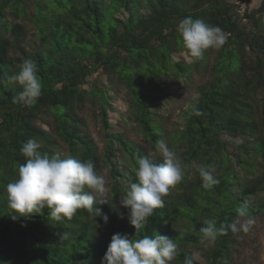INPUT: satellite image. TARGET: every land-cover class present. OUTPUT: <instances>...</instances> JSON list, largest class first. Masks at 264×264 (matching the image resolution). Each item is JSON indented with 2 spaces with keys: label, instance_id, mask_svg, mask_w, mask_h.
<instances>
[{
  "label": "trees",
  "instance_id": "trees-1",
  "mask_svg": "<svg viewBox=\"0 0 264 264\" xmlns=\"http://www.w3.org/2000/svg\"><path fill=\"white\" fill-rule=\"evenodd\" d=\"M250 1L0 0V264H101L114 234H137L120 197L126 180L137 182V154L162 162L156 151L160 139L188 167L165 206L137 235L174 239L178 254L170 264H183L185 257H194V264H234L246 232L229 230L215 242H202L200 228L208 218L217 219L218 226L231 223L240 206L251 218L264 213V0L241 12V4ZM188 16L219 26L227 43L206 50L202 59L190 57L177 32ZM182 53L190 63L174 60ZM25 59L36 63L43 85L31 107L12 102L21 89L7 82ZM99 72L124 88L127 118L144 143L110 132L106 108L115 86L94 81L84 88ZM194 73L209 76L197 87L182 126L173 125L156 109L174 87L191 84ZM87 101L100 110L103 154L81 115ZM197 109L201 116L194 114ZM34 137L42 152L91 159L98 174L109 169L106 202L96 205L101 217L81 209L71 220L55 222L45 209L13 220L6 185L25 162L22 144ZM235 138L242 143L234 145ZM194 160L214 166L219 183L203 188L190 167Z\"/></svg>",
  "mask_w": 264,
  "mask_h": 264
},
{
  "label": "clouds",
  "instance_id": "clouds-1",
  "mask_svg": "<svg viewBox=\"0 0 264 264\" xmlns=\"http://www.w3.org/2000/svg\"><path fill=\"white\" fill-rule=\"evenodd\" d=\"M184 48L190 57L202 59L208 49H221L228 40L219 26L205 23L200 18H183L177 26ZM7 82L16 84L20 91L12 98L13 103L25 107L33 106L42 95V82L36 63L25 59L16 74L7 77ZM196 116L202 112L195 110ZM39 138H31L22 144L24 163L17 169L13 182L6 185L7 207L12 210L13 220L33 213L42 215L47 209L48 217L55 222L71 220L79 210H86L96 217L102 210L96 206L105 203L107 192L104 176L98 174L91 159L81 160L73 156L63 157L60 153L42 152ZM156 151L162 162L156 163L147 156L136 155L135 177L137 182L126 180L120 205L129 212L130 224L137 234L144 228L156 209L165 206L169 190L184 179L183 159L169 147L164 139L156 141ZM190 167L198 173L202 187L211 189L219 183L215 167L192 161ZM236 218L228 224H219L217 219L208 218L200 228L202 242H215L219 237L232 233L248 232L254 223L248 217L246 207L237 208ZM248 217L246 220L242 218ZM105 223L108 216L103 215ZM129 237L114 234L101 260V264H170L178 254L174 239L156 233L154 236ZM194 257H185L183 264H194Z\"/></svg>",
  "mask_w": 264,
  "mask_h": 264
},
{
  "label": "rangeland",
  "instance_id": "rangeland-1",
  "mask_svg": "<svg viewBox=\"0 0 264 264\" xmlns=\"http://www.w3.org/2000/svg\"><path fill=\"white\" fill-rule=\"evenodd\" d=\"M259 6L260 0H252L247 4L242 3L241 12L244 7H247V9L251 11L257 9ZM262 25L264 27V16L262 19ZM174 60L177 62H191V59L185 53L175 55ZM208 76V73H194L193 82L188 85L180 84L179 86L174 87L170 99L163 100L157 107L156 111L160 115L168 116L171 124L182 126L184 117H186L188 112L190 101L198 96L196 93L197 87L203 84ZM87 81V85L84 86L85 89H90L91 84L94 81H97L103 86H108L110 84L115 86V91L109 92V95L111 96V107L106 108L108 122L113 125V129L110 132H120L130 140L144 143L142 137L137 132L135 123L127 118V96L124 88L120 84H118L119 86L115 85L114 81H109L107 77L100 72L92 74ZM81 115L85 119L86 130L92 136L98 153L103 154L106 147L105 130L100 121L99 108L87 101ZM42 127L47 129L45 125ZM230 141L234 145H240L242 143V139L240 138L230 139ZM99 174L104 176L108 191L110 185L109 169L105 168L100 171ZM247 218L248 217L242 218V222ZM252 219L254 220V223L250 226V230L244 233L238 241L233 261L234 264H264V213ZM195 257L198 261L202 260L198 254H196Z\"/></svg>",
  "mask_w": 264,
  "mask_h": 264
}]
</instances>
